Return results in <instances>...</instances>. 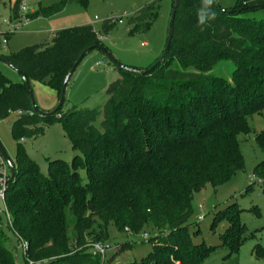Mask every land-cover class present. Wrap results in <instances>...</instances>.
Here are the masks:
<instances>
[{
  "label": "trees",
  "instance_id": "trees-1",
  "mask_svg": "<svg viewBox=\"0 0 264 264\" xmlns=\"http://www.w3.org/2000/svg\"><path fill=\"white\" fill-rule=\"evenodd\" d=\"M88 1L62 0L26 17L49 19L71 3L86 7ZM22 3L16 0L12 8L16 22ZM263 4L238 0L233 10L223 11L215 0V19L200 26L202 0H177L174 34L163 62L145 74L114 64L120 78L108 87L101 108L63 113L62 107L44 116L33 110L24 83L0 71V119L16 115L11 133L19 145L43 134L42 120L62 113L76 153L70 164L52 162L48 176L24 151L16 157L4 205L17 241L27 243L24 262L102 264L89 246L106 243L114 229L119 235L125 230L147 234L152 244L141 261L126 264H204L216 248L192 242L194 195L206 185L229 183L244 169L239 136L251 133L250 117H264V19L244 16L263 9L250 6ZM159 9V1H153L129 24L137 33L147 32ZM113 27L110 20L103 22L106 34ZM2 41L0 35V49ZM99 45L95 30L86 25L57 31L48 42L0 57L31 86H48L60 98L81 54ZM222 62L235 67L231 84L212 74ZM255 140L264 146V134ZM221 219L229 224L221 237L227 260L245 239L239 212L228 211ZM2 225L0 214V264H15ZM254 256L264 261V249L256 246Z\"/></svg>",
  "mask_w": 264,
  "mask_h": 264
},
{
  "label": "rangeland",
  "instance_id": "rangeland-1",
  "mask_svg": "<svg viewBox=\"0 0 264 264\" xmlns=\"http://www.w3.org/2000/svg\"><path fill=\"white\" fill-rule=\"evenodd\" d=\"M16 0H0V35L1 51L4 55L18 53L20 50L48 42L57 31L90 25L95 32L103 36L101 46L122 66L139 71L149 70L162 57L167 43L168 28L172 13V0H158L160 9L156 21L147 32L137 33L129 24L130 18L140 9L156 0H89L86 7L71 3L58 15L39 21L28 20L26 15L36 12L40 7H49L62 0H23V11L19 21L13 17L12 7ZM238 0H219L223 10L231 11ZM127 15L126 17H123ZM246 18L264 19V8L247 12ZM106 34L102 27L107 20H119ZM96 63L102 66L96 67ZM235 67L230 62L219 63L212 74L232 83L231 75ZM0 71L13 82H20L21 77L10 67L0 63ZM119 72L114 64L98 51L89 53L80 63L71 77L66 89V98L62 108L67 113L71 108L79 111L101 108L107 100V89L117 79ZM33 94L37 109L51 113L59 103L57 93L48 86L33 84ZM16 118L10 114L0 119V144L7 157L16 168V157L24 151L38 166L43 176L49 175L50 164L60 160L70 164L76 153L61 123L62 113L56 118L42 120L40 127L43 134L33 139H22L19 145L11 133V124ZM251 129L249 135L239 136L244 158V169L233 179L218 188L206 185L194 195L192 201L193 215L189 221L191 239L195 245L215 247V252L204 264H264L254 256V249H264V146L255 137L264 134V117L254 115L248 119ZM257 169L259 174H257ZM86 182L85 172L79 171ZM9 174V175H8ZM0 191L5 192L4 182L10 178L7 165L0 157ZM230 212H239L243 229L244 242L237 255L227 260L228 250L222 247L221 237L226 233L229 224L222 216ZM2 230L7 238L6 248L12 252L15 264H34L24 262L27 243L17 241L9 214L0 199ZM203 217V220H199ZM126 232L117 234L113 229L110 238L104 242L113 247L104 264H126L141 261L152 251V244L141 236Z\"/></svg>",
  "mask_w": 264,
  "mask_h": 264
},
{
  "label": "water",
  "instance_id": "water-1",
  "mask_svg": "<svg viewBox=\"0 0 264 264\" xmlns=\"http://www.w3.org/2000/svg\"><path fill=\"white\" fill-rule=\"evenodd\" d=\"M174 1V5H173V9H172V13H171V19H170V23H169V28H168V36H167V43H166V47H165V50L163 52V55L162 57L157 61V63L151 67L149 70H145V71H137V70H133V69H129V68H125L126 70L128 71H133V72H136V73H140V74H145L149 71H152L153 69H155L157 66H159L166 54L168 53L169 51V48H170V45H171V41H172V38H173V34H174V23H175V16H176V8H177V0H173ZM217 2H219V0H216ZM254 8H264V4L263 5H254V6H250V9H254ZM223 10V9H222ZM225 11V10H223ZM232 13V12H230ZM93 51H98V52H101L102 54H104L106 57L109 58V60H111V62L113 64H115L118 68H124V66H122L121 64H119L117 62V60H115L114 58L111 57V55L107 52V50L102 47L101 45L99 46H94L92 48H89L87 50H85L81 56L79 57V59L77 60V62L74 64V66L72 67V69L69 71V73L67 74L65 80H64V85H63V88H62V92H61V95H60V98H59V103H58V106L57 108L52 111L51 113H43V112H40L38 109H37V106H36V102H35V97H34V94H33V89H32V86L29 82V80L24 76L22 75V73L16 69L11 63H9L7 60L3 59L0 57V63L10 67L11 69H13L18 75H20L21 77V81L24 83V85L26 86V89H27V92L30 96V100H31V104H32V108L35 112L37 113H40L42 115H54L56 114L64 105V101H65V98H66V89H67V86L69 84V81L71 79V77L73 76V74L75 73L76 69L78 68V66L80 65V63L82 62V60L91 52ZM0 157L2 158V160L5 162V164L7 165L8 169H9V173H10V178L5 181L4 183L5 184H10L14 178H15V175H16V169H15V166L14 164L10 161V159L7 157L6 153L4 152L1 144H0ZM4 180H2L0 178V183H3Z\"/></svg>",
  "mask_w": 264,
  "mask_h": 264
},
{
  "label": "built area",
  "instance_id": "built-area-1",
  "mask_svg": "<svg viewBox=\"0 0 264 264\" xmlns=\"http://www.w3.org/2000/svg\"><path fill=\"white\" fill-rule=\"evenodd\" d=\"M24 9L25 8L22 6L21 11H23ZM126 16L127 15H124L123 17H126ZM110 24H113V25L123 24V20L122 18H119V20H110ZM96 36L100 41L103 38V36H101L97 32H96ZM102 65H103L102 63H96L95 66L98 67ZM0 199H2L4 202L5 192L3 190L0 191ZM199 220L200 221L203 220V217H200ZM142 237L146 242H149V236L147 234H143ZM89 248L94 257H99L101 259L102 264L105 263V259L108 257L109 253L112 252L113 250V247L107 243H93L89 246Z\"/></svg>",
  "mask_w": 264,
  "mask_h": 264
},
{
  "label": "clouds",
  "instance_id": "clouds-1",
  "mask_svg": "<svg viewBox=\"0 0 264 264\" xmlns=\"http://www.w3.org/2000/svg\"><path fill=\"white\" fill-rule=\"evenodd\" d=\"M215 0H202V7L198 10V25L204 26L210 20L215 19V12L212 11V5Z\"/></svg>",
  "mask_w": 264,
  "mask_h": 264
},
{
  "label": "crops",
  "instance_id": "crops-1",
  "mask_svg": "<svg viewBox=\"0 0 264 264\" xmlns=\"http://www.w3.org/2000/svg\"><path fill=\"white\" fill-rule=\"evenodd\" d=\"M15 2H16V1H15ZM14 4H15V3H14ZM12 8H13V7H12ZM31 13H32V12H31ZM29 14H30V13H29ZM41 19H45V18H38V19H35V20H31V21H39V20H41ZM49 19H50V18H49ZM28 20H29V19H28ZM54 34H55V33H54ZM54 34L51 35V38H50V39H52V37L54 36ZM42 43H44V42H42ZM0 53L3 54L2 51H1V49H0ZM3 55H4V54H3ZM12 124H13V122H12ZM12 124H11V126H12Z\"/></svg>",
  "mask_w": 264,
  "mask_h": 264
}]
</instances>
